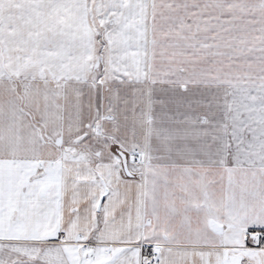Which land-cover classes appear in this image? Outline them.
I'll list each match as a JSON object with an SVG mask.
<instances>
[{
  "label": "snow or ice",
  "instance_id": "snow-or-ice-1",
  "mask_svg": "<svg viewBox=\"0 0 264 264\" xmlns=\"http://www.w3.org/2000/svg\"><path fill=\"white\" fill-rule=\"evenodd\" d=\"M0 264H264V0H0Z\"/></svg>",
  "mask_w": 264,
  "mask_h": 264
}]
</instances>
